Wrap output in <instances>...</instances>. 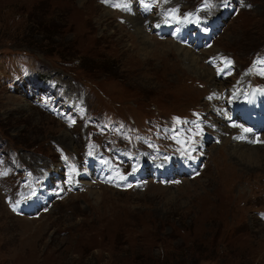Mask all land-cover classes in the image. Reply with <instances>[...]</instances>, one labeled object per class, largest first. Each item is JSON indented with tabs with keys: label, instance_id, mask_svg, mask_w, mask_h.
I'll return each instance as SVG.
<instances>
[{
	"label": "rangeland",
	"instance_id": "1",
	"mask_svg": "<svg viewBox=\"0 0 264 264\" xmlns=\"http://www.w3.org/2000/svg\"><path fill=\"white\" fill-rule=\"evenodd\" d=\"M0 264H264V0H0Z\"/></svg>",
	"mask_w": 264,
	"mask_h": 264
},
{
	"label": "bare ground",
	"instance_id": "2",
	"mask_svg": "<svg viewBox=\"0 0 264 264\" xmlns=\"http://www.w3.org/2000/svg\"><path fill=\"white\" fill-rule=\"evenodd\" d=\"M163 17V16H162ZM160 19V17H155V18H153L152 20H154V22L155 21H157V20H159ZM152 20H147V21H152ZM146 21H142L141 19H140V21H139V24H141V26H142V28H143V24L145 23ZM170 47H172L173 49L175 48V47H177V50H179V48H180V46H178V45H174V46H169V48ZM168 48V47H167ZM170 51V50H169ZM260 141V140H259ZM241 148V147H240ZM244 148L247 150V151H243L242 149H238L237 151L239 152V153H234V154H236L237 156H238V158H243L244 160H251L252 158H251V153H252V151H255V149L254 148H252V147H249L248 148V146L246 147V145L244 146ZM237 151H235V152H237ZM255 157V156H254ZM259 157V156H258ZM245 158H247V159H245ZM257 158V157H256Z\"/></svg>",
	"mask_w": 264,
	"mask_h": 264
},
{
	"label": "snow or ice",
	"instance_id": "3",
	"mask_svg": "<svg viewBox=\"0 0 264 264\" xmlns=\"http://www.w3.org/2000/svg\"><path fill=\"white\" fill-rule=\"evenodd\" d=\"M245 131H247V129H245Z\"/></svg>",
	"mask_w": 264,
	"mask_h": 264
}]
</instances>
